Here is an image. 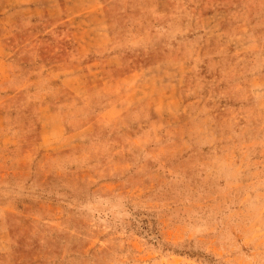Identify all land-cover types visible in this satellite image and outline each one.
<instances>
[{"label":"rangeland","instance_id":"rangeland-1","mask_svg":"<svg viewBox=\"0 0 264 264\" xmlns=\"http://www.w3.org/2000/svg\"><path fill=\"white\" fill-rule=\"evenodd\" d=\"M63 1L0 28V264H264V0Z\"/></svg>","mask_w":264,"mask_h":264},{"label":"crops","instance_id":"crops-1","mask_svg":"<svg viewBox=\"0 0 264 264\" xmlns=\"http://www.w3.org/2000/svg\"><path fill=\"white\" fill-rule=\"evenodd\" d=\"M65 2L63 0H15L14 7L9 10L12 13V19L6 20L3 19L0 20V28L3 29H11L15 26L14 21H16L17 14L21 12H27L29 15H41L43 13L52 12L53 10H57L58 7L62 10H65ZM24 7V8H23ZM40 13V14H39Z\"/></svg>","mask_w":264,"mask_h":264}]
</instances>
